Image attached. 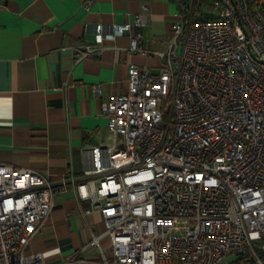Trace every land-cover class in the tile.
Instances as JSON below:
<instances>
[{
    "label": "built area",
    "instance_id": "2783aa9c",
    "mask_svg": "<svg viewBox=\"0 0 264 264\" xmlns=\"http://www.w3.org/2000/svg\"><path fill=\"white\" fill-rule=\"evenodd\" d=\"M178 4L163 50L143 46L142 13L70 46L81 60L127 34L160 65H128L127 91L101 103L109 143L82 150L79 176L0 161V264L71 263L25 252L65 183L101 214L98 264H264V0Z\"/></svg>",
    "mask_w": 264,
    "mask_h": 264
},
{
    "label": "crops",
    "instance_id": "0c3cea01",
    "mask_svg": "<svg viewBox=\"0 0 264 264\" xmlns=\"http://www.w3.org/2000/svg\"><path fill=\"white\" fill-rule=\"evenodd\" d=\"M146 5L147 8L142 7ZM146 17L143 46L167 47L177 0H0V161L60 182L79 176L83 149L109 143L101 103L128 89L130 63L158 72L156 53H129V36L106 37L97 56L77 60L70 46L92 40V25ZM67 46L66 49H61ZM100 85V96L92 85ZM98 210L60 184L50 214L26 253L45 261L98 264L93 237L109 256Z\"/></svg>",
    "mask_w": 264,
    "mask_h": 264
},
{
    "label": "trees",
    "instance_id": "16d2710c",
    "mask_svg": "<svg viewBox=\"0 0 264 264\" xmlns=\"http://www.w3.org/2000/svg\"><path fill=\"white\" fill-rule=\"evenodd\" d=\"M179 0H177L178 2ZM205 1H208V0H205ZM232 264H241L242 263V260L241 259H236L234 261L231 262Z\"/></svg>",
    "mask_w": 264,
    "mask_h": 264
},
{
    "label": "rangeland",
    "instance_id": "374dc122",
    "mask_svg": "<svg viewBox=\"0 0 264 264\" xmlns=\"http://www.w3.org/2000/svg\"><path fill=\"white\" fill-rule=\"evenodd\" d=\"M229 259L232 260V259H234V257L233 256H230Z\"/></svg>",
    "mask_w": 264,
    "mask_h": 264
}]
</instances>
